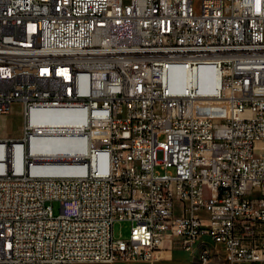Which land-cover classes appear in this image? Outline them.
I'll use <instances>...</instances> for the list:
<instances>
[{"label": "built area", "instance_id": "obj_1", "mask_svg": "<svg viewBox=\"0 0 264 264\" xmlns=\"http://www.w3.org/2000/svg\"><path fill=\"white\" fill-rule=\"evenodd\" d=\"M195 1L0 0V264H264V0ZM35 110L85 118L82 173L36 171Z\"/></svg>", "mask_w": 264, "mask_h": 264}, {"label": "bare ground", "instance_id": "obj_2", "mask_svg": "<svg viewBox=\"0 0 264 264\" xmlns=\"http://www.w3.org/2000/svg\"><path fill=\"white\" fill-rule=\"evenodd\" d=\"M207 74L212 75L209 71L202 74L200 90H204ZM179 80H182L180 75L175 77L174 84ZM186 82H192V78H188ZM31 122L38 129V136L31 140V151L38 160L44 161L43 167L36 171L65 176L82 173L74 162L85 155L87 143L71 136L84 125L85 118L80 119L74 112L67 110H35L31 115ZM215 247L219 248L217 238L213 235H202V238L194 241L190 252L198 253L200 263L207 255L209 263L215 255Z\"/></svg>", "mask_w": 264, "mask_h": 264}, {"label": "rangeland", "instance_id": "obj_3", "mask_svg": "<svg viewBox=\"0 0 264 264\" xmlns=\"http://www.w3.org/2000/svg\"><path fill=\"white\" fill-rule=\"evenodd\" d=\"M199 0L195 1V8L198 10ZM25 119L22 113V107L16 103L10 109V112L5 116H0V139H13L15 141L22 137L23 125ZM55 213L58 214V207L55 206ZM131 224L129 222H117L114 225V239L128 240L130 236ZM215 255L208 264H228L225 260V252L219 247L214 248ZM116 264H202L199 261L198 253L188 254L186 252L178 251L164 254V259L152 263H116ZM248 264V263H237Z\"/></svg>", "mask_w": 264, "mask_h": 264}, {"label": "crops", "instance_id": "obj_4", "mask_svg": "<svg viewBox=\"0 0 264 264\" xmlns=\"http://www.w3.org/2000/svg\"><path fill=\"white\" fill-rule=\"evenodd\" d=\"M172 252H178V251H172ZM172 252H167L166 254H168V253H172Z\"/></svg>", "mask_w": 264, "mask_h": 264}]
</instances>
